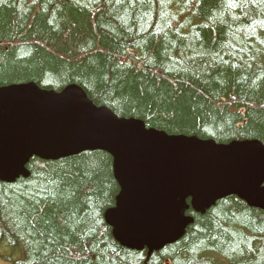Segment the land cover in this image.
Masks as SVG:
<instances>
[{"label":"trees","instance_id":"trees-1","mask_svg":"<svg viewBox=\"0 0 264 264\" xmlns=\"http://www.w3.org/2000/svg\"><path fill=\"white\" fill-rule=\"evenodd\" d=\"M22 83L74 85L168 135L264 145V0H0V87ZM26 167L0 181L3 261L264 264V211L235 197L190 208L176 243L133 251L104 221L119 192L108 154Z\"/></svg>","mask_w":264,"mask_h":264},{"label":"water","instance_id":"water-1","mask_svg":"<svg viewBox=\"0 0 264 264\" xmlns=\"http://www.w3.org/2000/svg\"><path fill=\"white\" fill-rule=\"evenodd\" d=\"M102 151L112 159L119 192L104 213L122 247L149 253L179 241L193 218L235 197L264 211V145H227L168 135L95 106L78 87L60 92L34 83L0 87V181L29 177L32 158L57 161ZM189 201V204L187 202Z\"/></svg>","mask_w":264,"mask_h":264},{"label":"rangeland","instance_id":"rangeland-1","mask_svg":"<svg viewBox=\"0 0 264 264\" xmlns=\"http://www.w3.org/2000/svg\"><path fill=\"white\" fill-rule=\"evenodd\" d=\"M0 264H12L11 262H6L0 259Z\"/></svg>","mask_w":264,"mask_h":264}]
</instances>
